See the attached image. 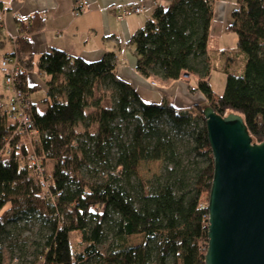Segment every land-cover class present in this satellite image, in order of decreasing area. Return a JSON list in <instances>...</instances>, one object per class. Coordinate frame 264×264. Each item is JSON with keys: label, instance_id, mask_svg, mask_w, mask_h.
Wrapping results in <instances>:
<instances>
[{"label": "trees", "instance_id": "16d2710c", "mask_svg": "<svg viewBox=\"0 0 264 264\" xmlns=\"http://www.w3.org/2000/svg\"><path fill=\"white\" fill-rule=\"evenodd\" d=\"M215 1L173 0L167 9L156 7L153 19L132 37L136 69L142 76L158 75L168 81L179 80L184 74L201 77L197 89L206 103L188 109L177 108L166 92H161L160 101L144 102L137 89L117 76L112 53L87 62L52 49L34 64L29 34L43 25L35 20L25 24L23 34L15 40L14 52L24 70L18 80L23 90L34 93L39 89L28 86L26 73L36 65L46 77L45 109L40 112L32 102L29 116L38 130L37 154L45 161H55L49 175L51 191L63 193L54 200L40 197V186L26 159L22 161L15 152L0 158V241L9 224L37 214L49 234L32 264H151L153 257L156 264H205L214 165L203 109L210 106L221 116L239 114L252 142L264 141V0H235L230 10L224 30L235 35L236 47L246 55V64L241 76L226 73L221 93L205 80L211 69L207 51ZM106 80L115 85L114 107H100L94 99L98 84ZM164 116L173 128L201 121L202 127L195 128L191 136L193 149L205 156L207 163L190 179L173 177L176 170H172L171 178L154 189L145 180L134 186L131 179L141 161L173 163L177 155L174 139L156 124ZM119 118L137 121L128 143L115 139L114 122ZM86 121L98 125V133L90 136L99 163V168L89 169L91 179L81 175L87 158L74 147L81 135L75 128ZM13 128L6 107L0 104V149ZM17 140L19 136L9 146L14 148ZM115 143L119 153L114 169L123 179L104 175ZM23 151L26 153L27 148ZM60 159L65 160L64 165H60ZM106 227L113 230V241L102 253L99 247ZM72 233L79 234L82 250L72 246ZM135 235L144 237L137 246L129 240Z\"/></svg>", "mask_w": 264, "mask_h": 264}, {"label": "crops", "instance_id": "0c3cea01", "mask_svg": "<svg viewBox=\"0 0 264 264\" xmlns=\"http://www.w3.org/2000/svg\"><path fill=\"white\" fill-rule=\"evenodd\" d=\"M77 1L0 0V10H6L3 23L0 25V60L5 55L14 53L15 40L23 34L22 30L25 24L18 20V16L35 15L36 17L33 19L35 21L33 22L36 24L41 23L43 27L29 34L34 54V64H37L39 58L52 49L64 51L74 59L81 58L87 62L98 61L106 53H112L116 62V73L120 79L137 89L140 96L141 92L148 93L153 91L154 89L150 87V82L154 81V78H146L138 73L136 69L137 58L135 45L132 40V37L143 29L149 21V19L141 18V15L148 13L149 17L153 16L156 8L153 5V0H146V11L143 14L130 15L123 21H118L115 18L114 9L120 5L134 3L136 0H85L87 4L85 13L74 16L72 11L76 7ZM157 1L159 4L162 3V0ZM234 5L235 0H230L229 2L216 0L214 2V18L210 33L211 40H216L215 42L218 44L217 50L222 54L225 53L223 55L226 57L224 61L226 62L227 73H230V66L233 65L236 59L229 57L230 53L227 50L226 52L222 51L226 46L222 42H224L225 37L229 36L224 28L226 22L230 19V10ZM211 50L212 48L209 46L207 54L210 64L212 63ZM243 72L244 69L241 74ZM190 76L194 77L195 83L190 84V79L187 87L181 85L183 77L178 82H169L158 77L160 80L158 91L160 93H168L172 102L174 99L176 105L179 106L176 107L180 109H188L195 104H205L206 98L197 89L200 78L195 74H190ZM237 76L241 75L237 74ZM213 77L210 69L209 75L205 80L210 84ZM26 78L29 87L36 86L39 89L34 93H29V95L36 108L42 112L45 109V104L42 100L47 92L46 77L38 71L35 65L32 71L26 73ZM190 87L196 91L192 97L188 94V88ZM213 90L215 91V89ZM38 92H43L45 95L42 99L35 101L33 96ZM215 92L221 93L222 91ZM10 97L11 91L6 87L3 76L0 73V104L6 107ZM160 100L161 96L154 101ZM37 102H42L41 109L36 105Z\"/></svg>", "mask_w": 264, "mask_h": 264}, {"label": "rangeland", "instance_id": "374dc122", "mask_svg": "<svg viewBox=\"0 0 264 264\" xmlns=\"http://www.w3.org/2000/svg\"><path fill=\"white\" fill-rule=\"evenodd\" d=\"M225 2H229L230 0H223ZM231 6V5H230ZM115 16V15H114ZM143 19L149 21L153 19V16L150 18L148 13L141 15ZM116 18V17H115ZM229 19V18H228ZM124 20V19H123ZM118 20V21H123ZM229 34L228 37L224 38L225 48L222 51L229 52V57H234L236 61L230 66V73L237 75H242V71L245 68L246 58L245 54L240 51L236 47V37L233 33ZM235 40V43H234ZM216 40L210 41V47L212 50L210 51V56L212 58V63L210 64L211 70L213 73V79L211 80V87L215 89V91H223L224 82L226 79V62L224 61L226 57L220 51L217 50L218 44L215 42ZM229 45V46H227ZM220 47V46H219ZM215 48V49H213ZM244 56V57H243ZM245 58V59H244ZM196 75V74H195ZM157 77H153L154 81L150 82V87L154 89L153 91L141 92V98L145 102H154V100L159 99L161 93L158 91L160 80ZM198 76L200 79L201 77ZM191 79V80H190ZM182 86H188L189 80L190 84H194L195 80L193 76L187 75L186 77L181 79ZM169 81V82H178ZM185 82V83H184ZM189 90V96L192 97L193 93L196 92ZM202 93V92H201ZM43 92L36 93L33 98L35 101L38 99H42L44 97ZM188 96V97H189ZM157 97V98H155ZM94 99L99 101V106L106 107L112 106L116 103V93H115V85L110 81L106 80L102 83L98 84L96 88V92L94 94ZM173 104L176 105L173 99ZM36 105L41 109L42 102H37ZM137 107V106H135ZM179 107V106H177ZM89 111V109L87 110ZM156 124L160 125L161 128L167 132L171 138L174 139L177 146V151L175 157L173 158V163L166 162L163 160H144L138 164V168L134 177H132L131 182L134 186L138 185V182L141 180L149 181L150 186L154 189L158 185L159 182L165 181L171 178L170 171H175L173 177L185 176L187 178H191L195 175L196 169L200 166H203L207 163V159L205 156H200L193 149L194 142L191 136V132L195 128L202 127V123L200 120L193 121L190 125L185 126L183 128H173L168 121L167 116L159 119ZM137 125V121L133 118H129L126 120L117 119L114 122L115 126V139H117L118 143L124 142L128 143L134 132V128ZM81 135L78 140L75 141L74 147L80 148L82 155L87 158V166H83L80 169V173L85 178H92L93 173L89 171L90 168H99V163L94 154V142L90 139V136H94L98 133V125L86 121L83 123H79L75 128ZM118 144H114L110 150L108 155L109 161V169L104 171L105 174L118 175L119 178L123 179V176L120 175L119 170L114 169V165L116 162V157L118 156L119 150L117 148ZM55 165V161L48 160L46 161V169L48 171V175L51 174L53 170V166ZM188 179V180H189ZM49 231L47 227L44 225V222L40 219L37 214H30L28 216L22 217L15 223H11L7 226L6 233L2 236L0 241L1 248V258L0 264H32L35 261L37 251L45 243V238L48 236ZM143 235H135L129 237L132 245L137 246L143 242ZM70 240L72 246L75 249L82 250L84 245L81 244V239L78 233H72L70 235ZM113 241V230L111 228L106 227V233L104 235V239L102 244L100 245V250L102 253H106L108 249L111 247ZM156 257H153L151 264H156ZM40 264V263H37Z\"/></svg>", "mask_w": 264, "mask_h": 264}, {"label": "water", "instance_id": "95a60500", "mask_svg": "<svg viewBox=\"0 0 264 264\" xmlns=\"http://www.w3.org/2000/svg\"><path fill=\"white\" fill-rule=\"evenodd\" d=\"M203 116L214 165L205 264H264V141L237 113Z\"/></svg>", "mask_w": 264, "mask_h": 264}, {"label": "built area", "instance_id": "2783aa9c", "mask_svg": "<svg viewBox=\"0 0 264 264\" xmlns=\"http://www.w3.org/2000/svg\"><path fill=\"white\" fill-rule=\"evenodd\" d=\"M61 1V0H57ZM173 0H162L159 4L157 0H153L155 7H161L167 9ZM146 0H136L134 3L120 5L114 9V15L117 20H123L130 15H140L146 11ZM87 4L85 0H78L76 7L72 11L74 16H79L85 13ZM6 10H0V25L3 23L4 14ZM35 15L18 16V20L23 24H28L33 21ZM74 62L70 63L73 66ZM0 73L3 76L6 87L11 91V97L9 103L6 106L7 113L11 124L14 126L12 134L6 139V144L0 149V158H6L13 152L19 157V159L27 160L31 173L36 178L40 186V197H50L55 199L62 195V190L57 193H52L50 178L46 169V161L40 157L35 148V140L38 136V130L35 128L31 117L29 116V110L32 107V101L27 91L20 87V80L18 77L24 73V70L20 66L17 56L14 53L7 54L0 60ZM187 75L184 74L183 78ZM19 136V140L16 141L15 147L9 146L10 141ZM23 147L27 148L26 153L23 151ZM60 165L65 164L64 159L59 160ZM202 206V205H200Z\"/></svg>", "mask_w": 264, "mask_h": 264}]
</instances>
